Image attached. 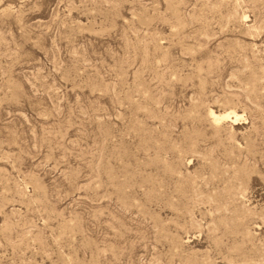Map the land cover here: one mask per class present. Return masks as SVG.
Masks as SVG:
<instances>
[{
  "label": "rangeland",
  "instance_id": "obj_1",
  "mask_svg": "<svg viewBox=\"0 0 264 264\" xmlns=\"http://www.w3.org/2000/svg\"><path fill=\"white\" fill-rule=\"evenodd\" d=\"M0 264H264V0H0Z\"/></svg>",
  "mask_w": 264,
  "mask_h": 264
}]
</instances>
